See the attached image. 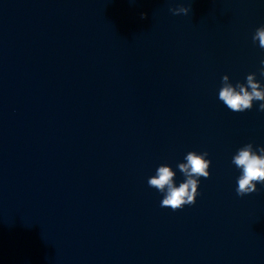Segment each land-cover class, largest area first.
I'll use <instances>...</instances> for the list:
<instances>
[{
  "label": "water",
  "instance_id": "water-1",
  "mask_svg": "<svg viewBox=\"0 0 264 264\" xmlns=\"http://www.w3.org/2000/svg\"><path fill=\"white\" fill-rule=\"evenodd\" d=\"M262 25L264 0H0V264H264V185L238 197L232 164L264 112L219 100L264 87ZM189 151L210 177L161 207L147 181Z\"/></svg>",
  "mask_w": 264,
  "mask_h": 264
},
{
  "label": "clouds",
  "instance_id": "clouds-1",
  "mask_svg": "<svg viewBox=\"0 0 264 264\" xmlns=\"http://www.w3.org/2000/svg\"><path fill=\"white\" fill-rule=\"evenodd\" d=\"M169 11L176 16L189 15L191 4L170 8ZM142 14L141 18H145ZM253 42H259V47L264 49V25L256 29ZM260 75L264 76V59L260 61ZM219 100L233 112H244L253 108L254 101H259L258 110L264 112V87L256 80V73L248 74L246 84L237 82L233 85L228 75L222 77V87L219 91ZM209 153L204 151L197 153L189 151L185 161L178 164L179 171L184 175L185 180L177 186L174 181L176 173L168 165H160L156 174L147 181L149 187H153L164 194L161 207H168L172 211L183 209L186 205H194L197 196L200 178L210 177L209 168L211 161L207 159ZM234 164L241 171L237 180L236 194L244 197L258 192L257 184L264 185V146L254 149L252 143L245 144L239 148L232 158Z\"/></svg>",
  "mask_w": 264,
  "mask_h": 264
}]
</instances>
